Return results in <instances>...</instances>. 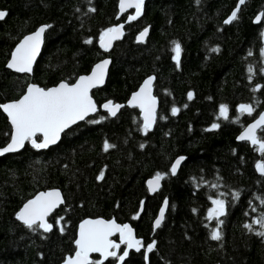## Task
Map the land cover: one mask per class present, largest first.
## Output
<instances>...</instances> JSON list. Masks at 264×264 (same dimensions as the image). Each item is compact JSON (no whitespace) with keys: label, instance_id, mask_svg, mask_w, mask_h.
<instances>
[{"label":"trees","instance_id":"16d2710c","mask_svg":"<svg viewBox=\"0 0 264 264\" xmlns=\"http://www.w3.org/2000/svg\"><path fill=\"white\" fill-rule=\"evenodd\" d=\"M238 1L144 0L141 18L125 23L121 40L105 54L96 45L99 36L125 20L117 16V0H0L6 13L0 21V104L17 100L30 83L44 89L72 84L106 57L105 84L91 93L97 106L107 100L124 104L149 76L158 99L156 121L146 134L137 110L123 106L114 118L97 111L45 151L25 145L0 157V264H61L74 252L76 226L86 218L128 223L143 248L155 241L147 261L143 252L130 253L123 264H264V237L256 234L264 228L253 224L264 217V176L255 172L264 155L235 142L264 110V0H245L237 19L224 25ZM41 25L51 27L32 75L6 70L14 45ZM146 27V40L136 44L135 35ZM174 42L181 47L179 66ZM241 104L252 105V115H241ZM221 105L228 107V120L219 117ZM213 123L219 128L208 131ZM9 135L0 112V148ZM257 135L264 139V130ZM105 141L114 146L107 152ZM179 157L185 159L171 175ZM157 173L164 176L160 189L148 196L145 181ZM50 189L59 190L64 203L48 218V234L14 219L24 202ZM216 198L225 201L219 241L210 238L216 221L207 219ZM164 199V219L152 230Z\"/></svg>","mask_w":264,"mask_h":264},{"label":"snow or ice","instance_id":"6c2138e0","mask_svg":"<svg viewBox=\"0 0 264 264\" xmlns=\"http://www.w3.org/2000/svg\"><path fill=\"white\" fill-rule=\"evenodd\" d=\"M244 3L245 0H239L236 10L224 21L225 24H230L237 19L240 5ZM143 5L144 0H120L119 2L121 13L125 12L128 8L135 9V15L129 16V21L136 20L142 14ZM89 11H95V9L90 8ZM5 15L6 13L0 11V19H3ZM260 19L261 17L258 16L257 21ZM48 27H51V25L42 26L34 34L24 37L11 54V59L7 64L9 69L18 73H31L33 63L40 51L43 34ZM122 28L123 25H120L103 31L100 35L101 48L107 51L111 47L112 40L119 39L123 34ZM147 33L148 29L145 28L137 37V40L143 42ZM85 43H92V41L86 40ZM173 51L175 53L173 59L176 61L177 66H179L181 54L179 43H175ZM212 51H219V49H212ZM261 54L264 56V50H262ZM108 63V60H104L95 65L91 75L81 76L75 84L70 85L66 82H61L57 87L49 89L29 85L26 93L19 100L12 103L0 104V109L7 114L12 127L11 141L6 147L0 149V155L18 151L24 147L26 141L31 143L33 148H47L60 139V134L65 129L79 120H84L90 113L96 112L97 106L93 102L89 92L92 88L104 83ZM248 71L250 73L249 79H251V74L253 73L251 66ZM153 79V77L146 79L140 90L134 93L128 102L129 106L140 108L144 121L142 131L145 134L156 121V98L152 95ZM259 88L260 86H257L253 91H258ZM192 98L193 94L189 92L188 99L191 100ZM102 107L110 116L114 117L123 105L113 104L112 101H108ZM178 111L179 109L176 107L171 109L172 115H176ZM253 111L252 105L241 104L238 107V112L241 115L245 113L252 115ZM219 117L225 120L229 119L228 107L226 105L220 106ZM91 122L100 123V120H93ZM217 128H219V124L213 123L211 128L207 130L211 131ZM258 130H264V113H261L254 123L244 129L238 140L250 142L256 147L257 151L264 155V139H261L257 135ZM41 136L43 139L38 142V138ZM112 147L114 146L105 141V152ZM184 159V157H179L172 164L170 169L172 175L176 174L178 167ZM256 170L264 176V163L258 162ZM102 178L103 172H101L98 179ZM163 178L164 176L161 173H157L152 180L148 181L149 190L156 191ZM212 187L215 188L217 185L214 184ZM232 196L233 199H238L239 193L235 192ZM63 203L64 201L59 191L41 192L34 199L29 200L23 205L16 214V219L30 230L42 229L44 232H50L53 225L48 222L47 217ZM211 203L212 207L208 210L207 219L209 221L215 220L217 227L212 229L210 238L219 241L222 238L219 226L223 223L220 217L225 215V201L216 198L212 199ZM167 205L168 202L165 200L164 207L160 209L159 216L155 220L154 228L160 227ZM59 222L57 220V224ZM253 224H259L261 228H264V217L254 220ZM244 227L252 231V224L246 223ZM60 230L63 232V228ZM117 233L119 234V243L111 239ZM256 234L264 237V231L257 232ZM121 245H125L126 248L122 254L118 255ZM142 247H144L143 242L135 238L133 230L128 224L120 225L115 220H84L79 226V236L75 240V255L66 258L64 264H94L89 259L91 253H99L103 258L95 262V264H104V260L109 257H113L123 264V261L129 255L128 250L135 249L139 252ZM154 248L155 241L146 245L145 260H147V253L152 252Z\"/></svg>","mask_w":264,"mask_h":264},{"label":"water","instance_id":"95a60500","mask_svg":"<svg viewBox=\"0 0 264 264\" xmlns=\"http://www.w3.org/2000/svg\"><path fill=\"white\" fill-rule=\"evenodd\" d=\"M119 2H120V0H117V2H116L117 16H118V18H122L123 16H125V17H126V18H125V22L118 23V24H116V25H114V26H112V27H118V26H120V25H123V28H122V33H123V29H124V25H125V23H129V22H131V21H129L128 18H129V16H131V15H135V9H134V8H128L125 12L121 13V12H120V7H119ZM238 3H239V1L237 2L235 8L230 12V14H229V15L223 20V24H224V25H229V24H225L224 21H225L230 15H231V13H232L234 10H236ZM240 6H241V5H240ZM141 16H142V14H141L136 20H138L139 18H141ZM258 16H260V15H257V16L254 18V24H258L259 21H260V20L257 21V17H258ZM4 17H5V16H4ZM1 20H2V19H0V21H1ZM136 20H132V21H136ZM42 26H45V25H41V26L37 27L33 32H31V33H29V34L23 36V37H22V38H21V39H20V40L14 45V47L12 48V50H11V52H10V54H9V57H8L6 63H5V69H6V70L12 72L13 74H17V75H24V76H28V77H30V76L32 75V71H31V73H18V72H15L14 70L9 69V68L7 67V64H8V62H9V60L11 59V54H12V52L15 50V48L17 47V45H18V44L24 39V37L34 34V33H35L40 27H42ZM112 27H110V28H112ZM146 28L148 29V27H146ZM144 29H145V28H144ZM144 29L141 30L140 32H138V33L135 35V37H134V42H135L136 44H141V43H143V42L146 40V38H147V36H148V33H147V36L144 38L143 42H139V41L137 40V37L140 35L141 32L144 31ZM148 31H149V29H148ZM122 36H123V34L120 36L119 39L112 40V42H111V47H109L107 51H105V49L101 48V46H100V36H99V38H98V40H97V42H96V45H97V47H98L99 50L103 51L105 54H108V53L111 51V49H112V47H113V44H114L115 42L120 41L121 38H122ZM43 37H44V34H43ZM43 37H42V43H41V45H40V51H39V53L37 54L36 59H35V61H34V63H33L32 70H33V67H34V65H35V63H36V61H37V59L39 58V56H40V54H41L42 47H43ZM104 60H108V61H109L108 65H107V70H106L105 78H104V83L101 84V85H99V86H97V87H95V88H92V89L90 90V92H89V95H90V96H91V93H92L94 90H99V89H101V88L104 86L105 81H106V78H107L108 70H109V67H110V59L106 57V58H104V59L98 61L97 63H95V64L90 68V70H89V72H88L87 74H85V75H81V76H88V75H91V73H92V71H93L95 65L101 63V62L104 61ZM81 76L77 77L76 80H75L72 84H75L76 81H77ZM149 77H153V76H149ZM149 77H146V78H144V79L142 80V82L140 83V85L137 87V89H136L133 93H131V94L129 95L128 99L126 100V102H125L124 104H119V105H123V106H125V107H127V108H134V109H136L137 112H138L139 120H140V123H141V126H142V127H143V122H144V121H143V114L141 113L140 108H139V107H131V106L128 105V102H129V100L131 99V97L133 96V94L136 93V92H138V91L140 90V88H141V86L143 85L144 81H145L146 79H148ZM153 82H154V79H153ZM60 83H61V82H60ZM60 83H58V84L55 85L54 87H57ZM29 85H35V84H31V83L28 84V85L25 87L23 94H22L17 100H19V99H20V98L26 93L27 88H28ZM70 85H71V84H70ZM36 86H37V85H36ZM51 88H53V87H51ZM48 89H49V88H48ZM152 95L156 98V112H157V110H158V99H157V97L154 95V92H153V84H152ZM187 97H188V95H187ZM91 98H92V97H91ZM17 100H15V101H17ZM92 100H93V98H92ZM15 101L7 102V103H12V102H15ZM108 101H109V100L104 101V102H102L101 104H99L98 106L95 104V105L97 106V111H100V112L106 114L109 118H114L115 116H114V117H113V116H110V115L108 114V112L102 107V106H103L105 103H107ZM93 102H94V100H93ZM7 103H4V104H7ZM94 103H95V102H94ZM121 108H122V107H121ZM121 108H120V109H121ZM120 109H119V110H120ZM97 111H96V112H97ZM0 112H1V114L5 117L6 123H7V125H8L9 128H10V135H9L8 142H7L3 147L0 148V149H3V148L6 147V146L8 145V143H10V141H11L12 127H11V124H10V121H9V119H8L7 114L4 113L2 109H0ZM96 112H94V113H90L88 116L85 117L84 120H79V121H77L75 124L71 125L69 128L65 129V130L60 134V138H61V136H62L65 132H67L68 130H70V129L73 128L74 126H76V125H78V124L84 122V121L87 120L88 118L93 117V116L96 114ZM118 112H119V111H118ZM118 112H117V113H118ZM261 113H264V110H262V111H261V112L255 117L254 120H252L250 123H248L246 126H244V127L242 128V130H241V131L237 134V136L235 137V142H236V143L245 142V143H247L248 145H250V146H252V147H255V146H253V145H252L250 142H248V141H240V140H238V137L241 135V133L244 131V129H245L248 125L254 123V121H255L256 119L259 118V116H260ZM116 115H117V114H116ZM153 126H154V124H153ZM153 126H152V128H153ZM152 128H151L149 131H151ZM258 131H259V130H258ZM258 131H257V132H258ZM42 139H43L42 136L39 137V138H38V142H40ZM59 141H60V139H59L55 144H51V145H49V147H47V148H43V149H36V148H33L32 145H31V143H29V142H27V141L25 142V145H27L29 148L34 149V150H36V151H45V150H47V149H49V148H51V147L56 146V145L59 143ZM25 145H24V146H25ZM23 148H24V147H23ZM23 148H20V149H19L18 151H16V152H8V153H4L3 155H0V157L6 156V155H14V154H18L19 152H21V150H22ZM255 148H256V147H255ZM257 153L259 154L260 152L257 151ZM177 159H178V158H176V159L171 163V165H170V169H171L172 164H173ZM182 162H183V161H182ZM182 162H181V164H182ZM181 164H180V165H181ZM179 167H180V166H179ZM179 167H178V169H179ZM170 169H169V171H170ZM178 169H177V171H178ZM255 172H256L259 176H262V175L256 170V167H255ZM170 174H171V172H170ZM171 175H172V174H171ZM154 177H155V176H154ZM154 177H151V178H149V179H147V180L145 181V188H146V192H147V195H148V196H153L154 194H156V193L159 191L160 186H161V181H160L159 188H158L156 191L153 192V191H150V190H149V187H148V181H149V180H152ZM53 190L59 191V190H57V189H50V190L41 191V192H48V191H53ZM41 192H38V193L34 194L30 199H28L26 202H24V203L20 206V208L17 210V212L15 213L14 219H15L19 224L23 225L22 222H20V221H18V220L16 219V214L20 211V209L23 207V205H24L25 203H27V202H28L29 200H31V199H34V198H35L39 193H41ZM59 192H60V191H59ZM60 194H61V192H60ZM61 197H62V194H61ZM62 199H63V197H62ZM165 200H166V199H164V200L161 202V204H160V206H159V208H158V210H157V212H156V216H155V218L153 219V221H152V223H151V228H152V230H156V229H157V228H154L155 220H156V219L158 218V216H159L160 209H161L162 207H164V202H165ZM61 205H62V204H61ZM61 205H59V206H58V207H57V208H56V209H55V210H54V211H53V212L47 217V220H48V218H49V217H50L55 211L58 210V208H59ZM166 208H167V207H166ZM166 208H165V212H166ZM141 211H142V203H141V205H140V208H139L138 214H140ZM164 215H165V214H164ZM97 219H102V218H86V219L81 220V221L77 224V226H76V231H75V238H74V241H73L74 252L72 253L71 256H74V255H75V240H76V239L78 238V236H79V226H80V224H81L84 220H97ZM102 220H105V219H102ZM110 220H113V219H109V220H105V221H110ZM124 224H128V223H124ZM120 225H123V224H120ZM128 225H129V224H128ZM23 226H24V225H23ZM129 226H130V225H129ZM24 227H25V226H24ZM39 230L42 231V232L45 233V234H48V233H49V232H44L42 229H39ZM132 230H133V229H132ZM133 235L135 236V238H137L136 235H135L134 230H133ZM114 237H116V241H115V242L119 243V234L117 233V234L113 235V236L111 237V239L113 240ZM137 239H138V238H137ZM113 241H114V240H113ZM121 246H123V251H124V249L126 248V246H125V245H121ZM145 248H146V247H145ZM145 248L142 247L141 250H140L139 252H137L135 249H130V250H128V251H129V254H130V253L137 254V253L143 252V256H144V260H145ZM123 251H122L120 254H122ZM120 254H119V255H120ZM148 255H149V253H147V256H148ZM92 256H96V257H98V261H100L101 259H103V258L100 256L99 253H91L90 256H89V259H90V260H91V257H92ZM68 257H70V256H66L65 259L68 258ZM127 257H128V256H127ZM127 257L125 258V260L123 261V263L126 261ZM109 258H113V257H109ZM109 258H108V259H109ZM65 259L63 260V262H62L61 264H64ZM106 260H107V259H106ZM106 260H104V262H105ZM145 261H147V260H145ZM115 264H121V262H119V261L116 260Z\"/></svg>","mask_w":264,"mask_h":264},{"label":"flooded vegetation","instance_id":"af4514ba","mask_svg":"<svg viewBox=\"0 0 264 264\" xmlns=\"http://www.w3.org/2000/svg\"><path fill=\"white\" fill-rule=\"evenodd\" d=\"M125 18H126V17H125ZM124 22H125V20H124ZM114 238H115V239H114ZM114 238H113V240L116 241V237H114ZM121 247H122L121 251L118 250V255L123 251V246H121ZM92 257H96V256H92ZM92 257H91V259H92ZM96 258H97V261H98V257H96ZM109 259H113V260H114V264H115V262H116V259H115V258H109ZM107 260H108V259H107ZM107 260H106V261H107ZM106 261H105V262H106ZM105 262H104V263H105Z\"/></svg>","mask_w":264,"mask_h":264},{"label":"rangeland","instance_id":"374dc122","mask_svg":"<svg viewBox=\"0 0 264 264\" xmlns=\"http://www.w3.org/2000/svg\"><path fill=\"white\" fill-rule=\"evenodd\" d=\"M211 207H212V205H211Z\"/></svg>","mask_w":264,"mask_h":264}]
</instances>
